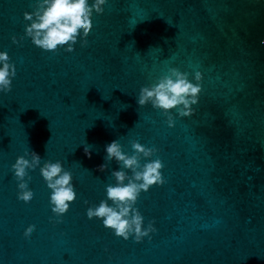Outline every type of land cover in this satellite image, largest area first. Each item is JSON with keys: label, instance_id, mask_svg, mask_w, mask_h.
I'll use <instances>...</instances> for the list:
<instances>
[{"label": "water", "instance_id": "95a60500", "mask_svg": "<svg viewBox=\"0 0 264 264\" xmlns=\"http://www.w3.org/2000/svg\"><path fill=\"white\" fill-rule=\"evenodd\" d=\"M33 4L0 0V51L16 69L0 93V264H264V0H107L71 54L24 36ZM169 67L202 73L194 112L173 110L172 127L136 103ZM113 139L158 149L164 183L135 205L154 221L150 240L85 215L83 201L98 203L114 182V160L97 168ZM31 151L72 173L76 197L59 223L39 169L33 200L17 198L10 165Z\"/></svg>", "mask_w": 264, "mask_h": 264}, {"label": "clouds", "instance_id": "9594fccd", "mask_svg": "<svg viewBox=\"0 0 264 264\" xmlns=\"http://www.w3.org/2000/svg\"><path fill=\"white\" fill-rule=\"evenodd\" d=\"M107 0H34L32 11L23 12L24 36L30 38L34 46L45 52L63 50L71 54L74 46L79 42L83 47L87 45L86 37L92 27L93 13L99 15L104 11ZM13 43L16 36L11 37ZM23 39V37H21ZM264 44V39L261 40ZM16 74L14 63L6 51H0V93L10 91L12 78ZM202 73L194 70L189 79L187 71L177 67H169L167 72L160 75L152 83L142 85L136 95L138 106L150 104L158 109L165 117V123L174 125L173 110L176 118L189 116L194 112L193 105L198 102L201 91ZM84 144V154L91 156V145ZM131 151H125L117 139L104 145V162L97 165L99 171L109 167L115 161L118 167L111 170L113 183L105 184L104 198L96 204H89L85 209L88 219L100 220L103 227L110 229L112 234L124 240L129 237L134 242L143 238L151 239V233L156 231L153 220L144 221V217L135 206L142 191L146 192L152 185H161L164 178L161 173L163 164L155 146H145L133 139L130 141ZM44 157L35 151L25 152L18 156L10 170L18 185L17 198L24 203H30L34 198V191L29 184L32 177L30 171L39 169L46 187L50 190L48 204L52 216L49 220L59 223L63 214L76 197L72 173L66 170L60 160L43 162ZM35 225H30L24 232L25 238H30Z\"/></svg>", "mask_w": 264, "mask_h": 264}]
</instances>
